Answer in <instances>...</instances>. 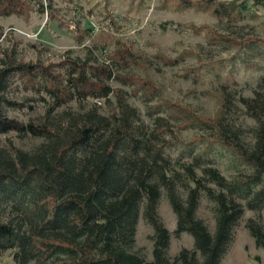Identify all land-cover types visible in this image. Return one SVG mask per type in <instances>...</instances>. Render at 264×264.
<instances>
[{"label": "trees", "instance_id": "obj_1", "mask_svg": "<svg viewBox=\"0 0 264 264\" xmlns=\"http://www.w3.org/2000/svg\"><path fill=\"white\" fill-rule=\"evenodd\" d=\"M169 2L233 24L209 30L208 41L253 70L255 87L225 77L203 92L216 102L207 114L164 97L147 70L178 67L192 53L151 58L76 22L70 33L82 54L52 61L50 47L23 45L0 27V40L13 43L0 57V256L12 253L15 264H222L247 212L256 217L245 227L264 250V37L249 23L264 16V0ZM54 3L0 0V17L47 10L55 21ZM213 61L199 56L183 78L198 82ZM27 140L38 143L19 146ZM164 197L177 219L174 236L194 239L175 257ZM203 201L213 233L199 216ZM140 216L153 230L152 260L136 246Z\"/></svg>", "mask_w": 264, "mask_h": 264}, {"label": "rangeland", "instance_id": "obj_2", "mask_svg": "<svg viewBox=\"0 0 264 264\" xmlns=\"http://www.w3.org/2000/svg\"><path fill=\"white\" fill-rule=\"evenodd\" d=\"M164 0H55L56 20L49 21V11L41 14L34 11L28 17H0V27L6 35L13 33L16 40L25 45L33 42L50 47L49 60L57 61L67 51L76 55L82 54L84 45H79L70 30L74 23L80 22L82 29H92L94 36L104 33L122 39L134 46V49L144 56L153 58L162 54L172 59L181 58L186 53L182 64L174 68L148 67L149 76L163 90L164 97L181 101L185 105L199 108L204 113L212 114L216 109L214 99L203 95L210 89H218L227 76L234 77L242 85L249 83L255 87L256 74L242 65H233L231 58L234 53L225 51L209 43L207 32L215 29L220 33L234 28L233 24L220 21L210 13L199 8H182L176 3L163 4ZM264 22V16L256 21H250L256 26V31L264 37L259 24ZM192 26L200 30L196 32ZM237 29V28H235ZM87 40L85 45H89ZM13 43L5 37L0 40V57L2 48ZM31 56L34 53L29 52ZM213 58L209 68L203 69L198 82L184 77L186 68L195 67L198 57ZM159 67V66H158ZM140 77L145 75L142 69L134 70ZM250 95V92H246ZM38 142L27 140L18 143L24 149H30ZM220 168L225 175H230L228 161L224 159ZM160 214L168 230L172 233L170 257H175L182 248L192 249L194 239L190 234H183L180 239L174 236L177 219L164 197L160 204ZM199 216L204 219L210 231H215V221L211 205L203 201ZM252 212H247L244 220L235 230V237L222 264H264V250L256 246L255 240L245 227L246 220L255 218ZM153 230L140 216L137 234V249H142L152 260L153 244L150 236ZM0 264H15L12 253L0 256ZM34 264V263H31Z\"/></svg>", "mask_w": 264, "mask_h": 264}]
</instances>
